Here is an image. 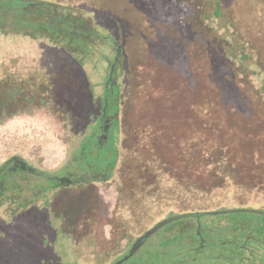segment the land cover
<instances>
[{"label": "trees", "instance_id": "16d2710c", "mask_svg": "<svg viewBox=\"0 0 264 264\" xmlns=\"http://www.w3.org/2000/svg\"><path fill=\"white\" fill-rule=\"evenodd\" d=\"M96 9L109 25L94 19ZM16 35L38 44L0 60V127L43 119L65 152L92 142L115 151L98 180L114 175L115 209L108 216L102 203L89 205L95 221L110 227L107 245L97 247L103 263L160 226L197 223L230 225L231 259L264 264V0H0V37ZM42 43L62 53L53 72L8 70ZM73 65L89 72V82L99 75L95 114L82 108ZM14 156L0 175L56 181V171L37 172L19 157L24 166H15ZM76 168L64 172L91 179ZM192 244L195 251L211 246L203 237Z\"/></svg>", "mask_w": 264, "mask_h": 264}, {"label": "rangeland", "instance_id": "374dc122", "mask_svg": "<svg viewBox=\"0 0 264 264\" xmlns=\"http://www.w3.org/2000/svg\"><path fill=\"white\" fill-rule=\"evenodd\" d=\"M83 5L87 3L84 2ZM102 13L104 12L96 9L92 16L95 20H101L104 26L109 25L107 17ZM30 44L37 45L38 42L31 43L23 35L6 39L0 37V60H7L15 49H23ZM39 45L44 47L39 53H33L32 50L22 53L16 63H8V70L25 72L38 68L50 73L63 63H57L62 56L61 52L58 53L60 50L45 43ZM73 70L82 79L85 97L82 108L91 109L95 114L100 99L99 75H95L92 79L94 81L89 82L85 79V75L89 73L87 70L78 65H73ZM11 139L15 141H10ZM79 148L80 150L70 145L65 152L64 144L46 127L43 119L14 118L0 127V164L15 155L22 161H27L37 172H49L46 169L56 171L57 178L68 175L64 172L65 169L78 164L79 168L74 169L79 171L78 174L88 172L85 174L91 176L85 182L80 180L61 185L47 176L39 178L35 175L28 178L19 171L1 173L0 264H108L103 263L105 255L97 247L98 243H101V248L107 245L110 227L102 225L103 221H95L96 215L91 209L96 202L103 204L105 208L102 206L101 209L108 216L115 209L117 192L113 185L114 175L107 181H98L99 176L110 171L111 164L115 161V151L111 152V148L104 143L96 145L95 142L90 145L80 143ZM73 151L75 158L71 157ZM108 151L110 152L107 153ZM120 155L121 151L118 164ZM74 170L71 173L74 174ZM32 194L34 197H31ZM91 201L95 202L90 209ZM225 202L227 205L235 204ZM166 213L167 209L156 220ZM120 216L128 219L126 212H122ZM86 226L94 228L91 234ZM145 226L147 228L150 225ZM221 227L216 224L207 228L197 223H184L174 229L160 226L144 235L143 241L132 253L131 249L139 241L136 238L125 248V245L116 247V256L122 253L121 255L128 257L120 261L114 254L109 264H243L232 260L230 256L233 253L229 246L233 244L235 230L230 225L223 229ZM238 230L240 235L247 233L245 226ZM225 233H228L227 240L222 236ZM201 237L211 246L203 251L193 250L196 246L192 243L199 242ZM126 241L124 239L121 243L125 244ZM225 243L228 245H224Z\"/></svg>", "mask_w": 264, "mask_h": 264}, {"label": "water", "instance_id": "95a60500", "mask_svg": "<svg viewBox=\"0 0 264 264\" xmlns=\"http://www.w3.org/2000/svg\"><path fill=\"white\" fill-rule=\"evenodd\" d=\"M22 166H24V163H22ZM57 180H58V182L60 184H70V183H72V180L69 177H66V176L65 177L64 176L59 177ZM143 237L141 239H139V241H137V243L135 244L134 248L131 249L130 253H132L141 244V242L143 241ZM127 257L128 256H124V259L127 258ZM118 263L119 262H116L115 264H118Z\"/></svg>", "mask_w": 264, "mask_h": 264}, {"label": "flooded vegetation", "instance_id": "af4514ba", "mask_svg": "<svg viewBox=\"0 0 264 264\" xmlns=\"http://www.w3.org/2000/svg\"><path fill=\"white\" fill-rule=\"evenodd\" d=\"M14 163H15V166H17V165H19V167L21 166V167H23L22 166V162H21V160L18 158V157H16V156H14V159H11ZM68 175H70V173H68ZM68 175H65L66 177H69ZM64 176V177H65ZM62 177V176H61ZM70 179H71V177H69ZM58 178H56V181L58 182V180H57ZM72 180V179H71ZM74 180H72V182H73ZM59 183V182H58ZM60 184V183H59ZM61 185H68V184H61Z\"/></svg>", "mask_w": 264, "mask_h": 264}, {"label": "crops", "instance_id": "0c3cea01", "mask_svg": "<svg viewBox=\"0 0 264 264\" xmlns=\"http://www.w3.org/2000/svg\"><path fill=\"white\" fill-rule=\"evenodd\" d=\"M10 141H15V140H14V139H11ZM64 154H65V152H64ZM51 161H52V160H51ZM55 165H56V164H55ZM55 165H54V166H55ZM54 166H53V167H54Z\"/></svg>", "mask_w": 264, "mask_h": 264}]
</instances>
